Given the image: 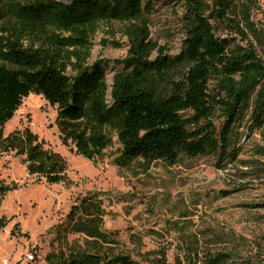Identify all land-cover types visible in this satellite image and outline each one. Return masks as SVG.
Returning <instances> with one entry per match:
<instances>
[{"label":"trees","instance_id":"16d2710c","mask_svg":"<svg viewBox=\"0 0 264 264\" xmlns=\"http://www.w3.org/2000/svg\"><path fill=\"white\" fill-rule=\"evenodd\" d=\"M178 1L187 37L170 56L150 37L149 0H0V149L24 156L30 174L65 181L67 161L33 130L5 133L23 98L36 92L58 106L64 144L96 159L116 135L122 164L140 159L145 170L186 157L235 162L237 132L247 121L263 143L255 148L261 159L244 163L264 177V59L250 40L264 48V29L254 18L259 0ZM114 20L129 22L130 48L116 60L121 67L110 84L107 63L90 62L91 38L101 23ZM218 112L224 117L219 128L213 122ZM103 217L101 200L84 198L74 206L69 219L88 247L55 255L50 264H138L127 254L102 255L105 243H116L102 230ZM152 264L169 263L162 253Z\"/></svg>","mask_w":264,"mask_h":264},{"label":"rangeland","instance_id":"374dc122","mask_svg":"<svg viewBox=\"0 0 264 264\" xmlns=\"http://www.w3.org/2000/svg\"><path fill=\"white\" fill-rule=\"evenodd\" d=\"M149 1L150 37L175 56L187 37L185 9L178 0ZM259 4L254 18L264 29V0ZM128 25L103 22L91 38L90 62L107 63L110 84L121 67L116 60L129 52ZM250 40L264 59V48ZM58 112L57 105L32 92L5 126L6 134L30 128L46 149L65 158L68 168L64 182L52 183L30 174L24 156L0 149V187H9L0 192V264H18L33 250L40 264H50L55 255L88 247L87 237L74 231L69 219L84 198L102 201V230L116 239L104 244L106 258L123 253L138 264H152L165 253L169 264H211L224 253L226 261L219 264H264V177L244 163L261 159L255 148L263 140L247 121L237 132L241 153L235 162L219 164L215 155L186 157L174 166L155 161L145 170L140 159L122 164L116 135L105 156L96 159L64 144ZM223 121L220 112L213 118L218 128Z\"/></svg>","mask_w":264,"mask_h":264},{"label":"built area","instance_id":"2783aa9c","mask_svg":"<svg viewBox=\"0 0 264 264\" xmlns=\"http://www.w3.org/2000/svg\"><path fill=\"white\" fill-rule=\"evenodd\" d=\"M40 256L37 251H31L25 254L23 259L18 264H40Z\"/></svg>","mask_w":264,"mask_h":264}]
</instances>
